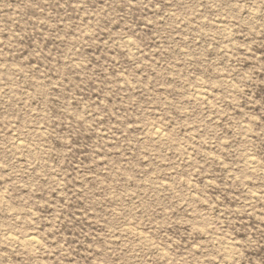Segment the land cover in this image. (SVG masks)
I'll use <instances>...</instances> for the list:
<instances>
[{
	"label": "rangeland",
	"instance_id": "1",
	"mask_svg": "<svg viewBox=\"0 0 264 264\" xmlns=\"http://www.w3.org/2000/svg\"><path fill=\"white\" fill-rule=\"evenodd\" d=\"M0 264H264V0H0Z\"/></svg>",
	"mask_w": 264,
	"mask_h": 264
},
{
	"label": "bare ground",
	"instance_id": "2",
	"mask_svg": "<svg viewBox=\"0 0 264 264\" xmlns=\"http://www.w3.org/2000/svg\"><path fill=\"white\" fill-rule=\"evenodd\" d=\"M154 134H155V136L157 137V138H162V136H163V133H162V131H160L159 129H155L154 130ZM154 136V135H153ZM32 234V233H31ZM29 235V233L26 235H24V238H23V242H25V243H27L28 245H30V246H34V245H36L37 244V240H36V238L33 236V235ZM7 236V235H6ZM7 237H9V238H11L10 236H7ZM6 238V237H5ZM19 240H20V238H18ZM12 240H13V238H12ZM20 242H22V240L20 241ZM19 242V243H20ZM30 249V248H29ZM231 254V253H230Z\"/></svg>",
	"mask_w": 264,
	"mask_h": 264
}]
</instances>
